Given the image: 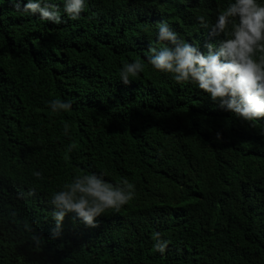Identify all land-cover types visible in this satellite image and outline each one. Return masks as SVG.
Returning <instances> with one entry per match:
<instances>
[{
  "label": "trees",
  "instance_id": "obj_1",
  "mask_svg": "<svg viewBox=\"0 0 264 264\" xmlns=\"http://www.w3.org/2000/svg\"><path fill=\"white\" fill-rule=\"evenodd\" d=\"M51 2L64 23L0 0V264H264V119L239 120L146 59L161 22L207 54L219 38L197 17L215 23L218 0H86L75 21ZM56 99L72 109L53 113ZM86 173L127 178L135 198L95 229L69 214L52 239V194Z\"/></svg>",
  "mask_w": 264,
  "mask_h": 264
},
{
  "label": "clouds",
  "instance_id": "obj_2",
  "mask_svg": "<svg viewBox=\"0 0 264 264\" xmlns=\"http://www.w3.org/2000/svg\"><path fill=\"white\" fill-rule=\"evenodd\" d=\"M17 11L38 15L42 21L53 24L64 23L60 7L51 0H10ZM23 5V7H22ZM86 0H64L63 11L75 21L85 11ZM218 14L215 23L209 24L203 15L197 17L200 26L208 30L211 37L219 38L216 44L205 45L207 54L200 51L166 23L159 24L157 39L162 47L150 48L147 64L158 73L171 74L177 84H195L207 94L219 108L232 113L239 120L250 123L264 119V0H218ZM145 70V64L137 59L125 63L119 73L120 82L128 85L130 77H137ZM53 113L68 112L71 101L56 99L50 101ZM65 122L64 134L69 131ZM221 134L217 133V140ZM74 145L69 146V152ZM37 180H43L41 172H33ZM37 192L17 191L16 198L35 197ZM135 185L127 178L113 184L105 180L101 173H86L76 176L71 183L52 194L50 204L55 227L52 239L62 234V222L72 214L85 227H99L98 218L108 212L119 213L121 208L135 198ZM12 215L15 217L16 213ZM24 229L39 249L45 240L31 224L25 222ZM156 252L165 253L168 241L162 240L160 233H153Z\"/></svg>",
  "mask_w": 264,
  "mask_h": 264
}]
</instances>
